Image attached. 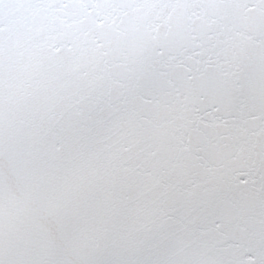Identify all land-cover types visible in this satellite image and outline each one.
Here are the masks:
<instances>
[{
  "label": "snow or ice",
  "instance_id": "obj_1",
  "mask_svg": "<svg viewBox=\"0 0 264 264\" xmlns=\"http://www.w3.org/2000/svg\"><path fill=\"white\" fill-rule=\"evenodd\" d=\"M0 264H264V0H0Z\"/></svg>",
  "mask_w": 264,
  "mask_h": 264
}]
</instances>
